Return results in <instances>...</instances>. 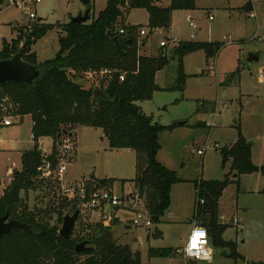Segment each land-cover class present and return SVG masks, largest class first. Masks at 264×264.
Instances as JSON below:
<instances>
[{
    "label": "rangeland",
    "instance_id": "1",
    "mask_svg": "<svg viewBox=\"0 0 264 264\" xmlns=\"http://www.w3.org/2000/svg\"><path fill=\"white\" fill-rule=\"evenodd\" d=\"M108 1L91 0L89 6L85 0H41L31 5L37 14L33 20L23 8L10 6L8 0H3L0 3V50L5 40L17 38L19 27L33 24L39 17L51 24L68 23L73 17L85 13L88 7L97 16L106 8ZM195 1L196 9L173 12L168 29L151 31L149 14L143 8L133 9L127 15V24L141 25L139 30L144 28L148 32L146 36L138 33L140 43L146 40L144 46L140 44L138 54H164L168 58L166 66L157 72L155 79L163 90L155 91L151 99L138 101V104L155 122L173 125L170 130L160 133L158 159L192 185L202 178L224 179L231 170V163L223 162L222 150L234 144L240 135L251 143L252 160L259 170L237 178L234 174L235 179L225 189L220 199V213L226 223L223 225L227 226L223 238L233 244L221 246L212 243L214 260L210 264L264 262V84L257 76L259 69L264 67V0ZM170 3L171 0H162L163 6ZM250 4L253 9L246 11V5ZM251 13L255 16L252 17ZM210 16L213 18L210 19ZM162 41H167V46L162 47ZM185 41L222 42L224 45L212 58H208L204 50L187 54L183 59L186 76L183 83H179L180 57L172 50ZM59 47V31L55 28L37 40L32 50L43 62L53 59ZM251 53L258 55L259 60L248 62ZM111 75V72L101 71L89 77L83 75L77 80L84 86L100 89L108 85ZM6 106L10 114L17 115L14 106L9 103ZM182 122L183 125H180ZM75 131L72 138L75 151L63 152L60 157L61 162L67 165L65 182H75L73 178L84 181L114 180L113 185L106 187L112 192L122 193L120 180L136 176V151L111 149L105 130L101 128L80 126ZM32 133L30 116H25L22 122L18 120L10 126L0 127V195L13 180L14 170L22 169V153L34 147ZM65 139L69 138L66 136ZM206 142L210 145L218 143L220 147L208 149L201 155L198 150L203 149ZM50 144V138L40 139V148L44 152H49ZM39 180L43 183L38 189H31L26 196L22 192V196L32 210L49 211L52 208L54 223L56 209L64 196L61 182L57 177L41 175ZM179 187L188 194L192 189L188 182H182ZM74 200L79 201L77 198ZM174 205H179L177 194ZM63 212L65 215L66 210ZM118 214L121 222L111 229L114 238L120 244L141 250L144 262L149 263L151 258H155L152 259L153 264L194 263L180 253L174 257L149 258L147 252L151 246L183 247L190 229L189 222L182 225L185 217L171 216V210L167 211L159 227L163 236L148 239L146 228L133 222L135 218L142 222V216L126 211H119ZM234 218L240 220L244 229L238 230L232 224ZM99 222H103L101 211L82 207L73 235L82 237L91 230H86L89 225ZM127 226L132 229H127Z\"/></svg>",
    "mask_w": 264,
    "mask_h": 264
},
{
    "label": "trees",
    "instance_id": "2",
    "mask_svg": "<svg viewBox=\"0 0 264 264\" xmlns=\"http://www.w3.org/2000/svg\"><path fill=\"white\" fill-rule=\"evenodd\" d=\"M247 7L246 11L252 9L251 5ZM137 8L147 10L148 26L154 31L170 28L175 10H194L197 6L195 0H171L169 6H163L159 0H109L104 10L97 16L91 13L87 22L51 24L36 21L19 27L16 39L4 41L0 59L10 58L22 49L24 60L37 66L41 74L32 84L11 82L0 86V97L10 99L20 122L25 116H31L35 142L32 149L22 153V169L14 173L13 180L0 195V216L9 212L10 218L34 225L35 231L19 228L2 237L0 264H144L141 252L118 243L103 222L89 225L86 230H91L82 237H62L60 229L63 217L81 206L74 198L61 197L56 209V222L53 223L52 208L49 211L32 210L22 196V192L26 196L31 189H38L43 183L39 180L38 172L45 158L39 152L40 139H53L51 152L46 156L56 168L63 154L66 136L73 138L75 129L80 126L101 128L108 131L111 149L136 151L135 178L120 181L122 184L133 182L152 222L156 225L162 222L171 205L173 185L185 180L158 159L160 133L170 130L173 125L155 122L138 104V101L151 99L155 91L163 90L155 79L157 72L166 66L168 58L164 54H138L140 44L146 43V40L142 43L139 40L141 25L126 23L127 15ZM55 28L59 31V50L53 59L39 61L32 46ZM120 29L124 32L120 33ZM109 31L114 33L117 41L108 34ZM223 45L222 42L185 41L174 47L173 54L180 57L179 83H183L186 76L183 59L187 54L204 50L207 57L212 58ZM103 70H110L112 78L107 86L100 87L105 91V96L96 97L95 88L84 86L77 78L83 75L89 77ZM121 75H124V80L120 79ZM60 142L63 144L60 145ZM222 156L224 163H231V170L224 179L202 178L194 181V220L208 230L215 245L231 246L233 242L223 238L227 226L220 221V199L235 179L234 174L237 178L242 174L254 173L259 167L253 163L251 143L242 135L234 144L222 150ZM95 182L99 186H109L113 185L114 180ZM201 200L204 202L201 203ZM63 210H66L65 215ZM152 235L160 238L163 233L156 228ZM85 239L94 240L93 248L88 252H77L76 244ZM177 249L151 247L148 255L174 257Z\"/></svg>",
    "mask_w": 264,
    "mask_h": 264
},
{
    "label": "built area",
    "instance_id": "3",
    "mask_svg": "<svg viewBox=\"0 0 264 264\" xmlns=\"http://www.w3.org/2000/svg\"><path fill=\"white\" fill-rule=\"evenodd\" d=\"M41 0H8L9 5L18 6L23 8L30 19L35 20L37 18V14L34 10H32L31 5L34 2H40ZM252 17L255 14H250ZM213 17L210 16V19ZM192 26L194 25L192 22L190 23ZM120 33H123L124 30L120 29ZM139 33L143 36H146L148 32L142 28ZM171 41H177L172 39ZM264 43V39H262ZM167 41H162L161 46H167ZM110 70H103V73H110ZM258 79L261 83L264 84V67L260 68L258 71ZM121 80H124V75L120 76ZM10 102V99L7 96H3L0 98V125L1 126H10L15 124L19 119V115L14 116L10 114L7 109L6 104ZM13 106V105H12ZM211 126V125H209ZM220 145L216 143L215 145H210L207 142L204 144L203 149L198 150V153L204 155L208 149H216L219 148ZM75 151V146L73 144L72 138H69L64 143L63 152ZM50 154V153H48ZM45 158L43 159L41 165L38 167V172L41 176L46 178L57 177L58 181L61 182V186L63 188L64 195L72 198H77L81 203V208L86 207L92 211H101L103 215V223L108 225L113 220V214L118 213L119 211H134L139 214L138 216H142L144 220L141 222L138 218L133 220L135 225L144 226L148 232H150V228L153 227L154 223L152 222L149 214L144 210L142 205V198L136 191L124 192V193H116L109 190L106 186H98L95 181H84V180H75V182H65V173L67 171V165L59 161L58 166L55 168L50 160L47 159V154L44 152ZM204 201L201 200V203ZM110 209V214H107V211ZM117 209V211L115 210ZM144 210V211H143ZM232 224L238 229H244V225L240 222L239 219L234 218ZM202 234L200 239L197 241L195 247L192 246V240L197 236V234ZM177 253L182 254L186 259L193 261L196 264L203 263L209 264L213 261L214 252L213 246L210 239V235L208 230L198 224L194 223L191 232L187 238L186 244L177 249Z\"/></svg>",
    "mask_w": 264,
    "mask_h": 264
},
{
    "label": "water",
    "instance_id": "4",
    "mask_svg": "<svg viewBox=\"0 0 264 264\" xmlns=\"http://www.w3.org/2000/svg\"><path fill=\"white\" fill-rule=\"evenodd\" d=\"M91 0H85V2L89 5ZM91 15V8L88 7L85 13H81L71 19L72 22L75 23H82L87 22ZM43 18L39 17L37 21L42 22ZM109 35L114 36V33L111 31L108 32ZM114 39L117 41V37L114 36ZM172 58V56L170 57ZM259 56L256 54L251 53L247 59L248 62L258 61ZM40 70L37 66L30 64L29 62L24 60L23 57V51L20 49L16 54H14L10 58L6 59H0V86L4 85L6 83H26V84H32L35 79H37L40 76ZM94 95L96 97H103L105 96V91L103 89L95 88ZM183 125V122L180 123V125ZM105 135L108 134V131L105 130ZM59 137H61V134H59ZM63 143L60 142V145ZM39 152L41 154H44L43 149H40ZM14 173H16V170H14ZM81 212V206L78 207V209L74 213H67L63 217V224L60 229V235L64 237L65 239L70 238L74 233V228L76 221L79 217V214ZM121 220L117 216V213H114L113 220L111 224L109 223L106 225L107 230H111L113 228V225L120 223ZM19 228L26 229L28 231H35V227L32 224H29L27 222H23L17 219H11L9 212H7L5 215L0 216V240L2 237L13 233ZM94 240L85 239L79 243L76 244L75 250L77 252H88L93 248Z\"/></svg>",
    "mask_w": 264,
    "mask_h": 264
},
{
    "label": "crops",
    "instance_id": "5",
    "mask_svg": "<svg viewBox=\"0 0 264 264\" xmlns=\"http://www.w3.org/2000/svg\"><path fill=\"white\" fill-rule=\"evenodd\" d=\"M159 3L160 4H162V0H159ZM251 5V4H250ZM251 8L253 9V6L251 5ZM251 9V10H252ZM43 22H46V20H43ZM132 25V24H131ZM145 44H143V46H144ZM27 116H29V115H27ZM31 117V116H30ZM25 118V117H24ZM24 120V119H23ZM32 123H33V121H32ZM45 138H50V137H45ZM51 139V144H50V150H49V152H45V153H50L51 152V148H52V145H53V139L52 138H50ZM232 145V144H231ZM120 150H122V149H120ZM125 150H132V149H125ZM76 151H77V149H76ZM134 151V150H133ZM135 178V177H134ZM134 178H131L130 180H132V179H134ZM181 178V177H180ZM73 180H78V179H75V178H73ZM93 181H98V180H94V179H92ZM122 180V179H121ZM123 180H129V179H123ZM185 181H182V182H188V184H190L191 186H192V189L190 190V192H189V194H188V192H182L183 191V188H180L179 186H180V184L182 183V182H179V183H176V184H174L173 185V187H172V191H171V205H170V207H169V209H168V211L169 210H171V216H175V215H178V217H185L186 219L185 220H183L182 221V225H184V224H187L188 222L190 223L189 225H190V229L188 230V234H187V238H188V236H189V234H190V232H191V229H192V227H193V225H194V223H196V221L194 220V214H195V203H196V187H195V184H191V183H189V180H186V179H184ZM115 182V181H114ZM121 182V181H120ZM121 185L123 186V190L121 191L122 193H124L126 190H128L127 192H130V191H132V190H134V191H136L135 190V185H134V183L133 182H126L125 184H122V182H121ZM130 188V189H129ZM176 194H177V196L179 197V205H177V206H175L174 205V201L176 200ZM144 211V210H143ZM190 211V212H189ZM126 212H132V213H134L135 215H137V214H139V213H137V212H134V211H126ZM119 213V212H118ZM117 213V216L120 218V220H121V217L119 216V214ZM221 214V217H220V221L222 222V223H224L223 221H224V216H223V214L222 213H220ZM114 215V214H113ZM189 215H191L190 217H189ZM164 218V217H163ZM223 220V221H222ZM224 224H226V223H224ZM162 226V224H159V226L158 225H156V224H154L153 225V227H151L150 228V232H149V235H148V239H150V237L152 236L153 237V232H154V230L156 229V228H158L160 231H162L159 227H161ZM127 229H132L131 228V226H127L126 227ZM154 228V229H153ZM114 229V228H113ZM153 229V230H152ZM147 230V229H146ZM163 233V232H162ZM210 239H211V242L213 243V240H212V237L210 236ZM225 239V238H224ZM142 241V240H141ZM187 241V240H186ZM186 244V243H185ZM213 246V245H212ZM151 247H154V248H156V246H151ZM170 247H172V248H175V247H173V246H170ZM157 248H162V247H160V246H157ZM176 248H179V246L178 247H176ZM132 250L133 251H140L141 252V250H139V249H136L135 250V248H133L132 247ZM148 252V251H147ZM148 257H149V255H148ZM150 258V257H149ZM141 259H142V262L144 263V264H153L152 263V259H154L155 260V258H151V260L149 261V263H146V262H144L143 261V254H142V252H141ZM172 260V259H171ZM213 260H214V258H213ZM210 264V263H209Z\"/></svg>",
    "mask_w": 264,
    "mask_h": 264
},
{
    "label": "clouds",
    "instance_id": "6",
    "mask_svg": "<svg viewBox=\"0 0 264 264\" xmlns=\"http://www.w3.org/2000/svg\"><path fill=\"white\" fill-rule=\"evenodd\" d=\"M200 239L199 236H196L193 240H192V246L195 247L197 244V241Z\"/></svg>",
    "mask_w": 264,
    "mask_h": 264
},
{
    "label": "snow or ice",
    "instance_id": "7",
    "mask_svg": "<svg viewBox=\"0 0 264 264\" xmlns=\"http://www.w3.org/2000/svg\"><path fill=\"white\" fill-rule=\"evenodd\" d=\"M201 235H202V234H199V233L197 234V236H199V237H200Z\"/></svg>",
    "mask_w": 264,
    "mask_h": 264
},
{
    "label": "flooded vegetation",
    "instance_id": "8",
    "mask_svg": "<svg viewBox=\"0 0 264 264\" xmlns=\"http://www.w3.org/2000/svg\"><path fill=\"white\" fill-rule=\"evenodd\" d=\"M12 219V218H11Z\"/></svg>",
    "mask_w": 264,
    "mask_h": 264
}]
</instances>
